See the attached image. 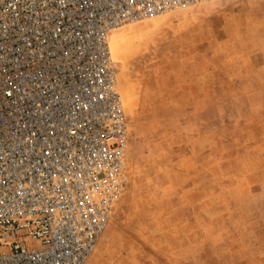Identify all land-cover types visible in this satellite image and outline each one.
Returning a JSON list of instances; mask_svg holds the SVG:
<instances>
[{
  "label": "rangeland",
  "instance_id": "obj_1",
  "mask_svg": "<svg viewBox=\"0 0 264 264\" xmlns=\"http://www.w3.org/2000/svg\"><path fill=\"white\" fill-rule=\"evenodd\" d=\"M129 182L85 264H264V0L109 35Z\"/></svg>",
  "mask_w": 264,
  "mask_h": 264
},
{
  "label": "built area",
  "instance_id": "obj_2",
  "mask_svg": "<svg viewBox=\"0 0 264 264\" xmlns=\"http://www.w3.org/2000/svg\"><path fill=\"white\" fill-rule=\"evenodd\" d=\"M205 0H0V264H85L129 182L109 35Z\"/></svg>",
  "mask_w": 264,
  "mask_h": 264
}]
</instances>
